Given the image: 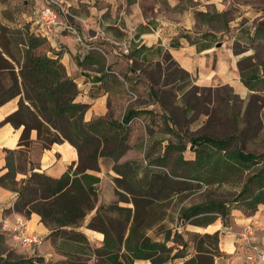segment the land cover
I'll use <instances>...</instances> for the list:
<instances>
[{"label": "trees", "instance_id": "trees-1", "mask_svg": "<svg viewBox=\"0 0 264 264\" xmlns=\"http://www.w3.org/2000/svg\"><path fill=\"white\" fill-rule=\"evenodd\" d=\"M194 15L208 28L213 23L226 24V12L198 11ZM3 18L7 19L5 14ZM8 31L0 23V32ZM250 37L264 41V21ZM45 42L31 31L0 34V107L19 98L17 110L3 123L15 129L23 127L18 149L4 152L7 172L0 177V187L17 195L13 211L25 218L32 213L40 217L50 231L46 240L61 256L60 264H214L215 258L222 256L220 233L201 234L187 227L205 229L218 219L227 227L232 211L249 217L264 207V153L256 155L245 153L241 147L233 148L235 135L221 139L202 135L191 137L187 143H168L161 158L145 168L138 162L119 166L118 160L129 148L131 122L138 113L127 111L119 121L100 117L85 122L87 106L75 102L77 86L66 76L58 58L40 51ZM245 62L250 59L244 58L238 64L241 82L252 91L264 87V72L252 63L244 68ZM32 130L37 132L43 149L64 141L73 146L78 154L76 168L70 166L58 179L34 172V164L28 160ZM186 151L191 156L184 157ZM173 155L176 160L163 172ZM100 158L119 166L114 169L119 178L113 182L125 188L115 187V203L98 204L100 179L92 173L99 172ZM17 174H25L26 178L17 181ZM244 175L247 177L238 183L240 189L231 199L213 196V190L237 184ZM197 194L201 200L179 208L175 219L168 214L175 198ZM119 203L132 207H120ZM92 213L87 228L103 235L100 246L91 245L80 231ZM170 223L175 225L168 227ZM4 234H0L1 240ZM11 264L44 261L39 256L21 257Z\"/></svg>", "mask_w": 264, "mask_h": 264}, {"label": "crops", "instance_id": "crops-1", "mask_svg": "<svg viewBox=\"0 0 264 264\" xmlns=\"http://www.w3.org/2000/svg\"><path fill=\"white\" fill-rule=\"evenodd\" d=\"M11 1L15 3L17 0ZM22 1L25 5H30L31 8V15L28 17L29 23L34 17L33 7L25 0ZM143 1L66 0L69 5L68 21L77 36L55 34L51 39L45 40V44L40 49L47 56L58 58L64 67L66 76L76 84L78 94L75 102L87 106L84 113L85 122L100 117L119 121L127 111L138 113L130 125L132 134L127 151L132 149L133 143H141L146 137H149L142 132L144 138L141 139L139 125L143 126L145 120L150 123L149 127L155 119L156 125L160 124V127H166V124L169 123L166 106L170 108V104L165 99L167 94L165 90L169 86V77H166L167 73H165L167 71L165 58L168 56L174 61L179 71L189 77H194L196 85L200 88L215 89L228 86L233 90V95L238 96L239 99L247 97L248 100L252 96H264V87H258L257 90L252 91L241 82L238 64L242 59L250 58V48L247 50L249 51L248 55L236 54L232 52L229 42L226 41L229 37L224 38V42L214 41L213 36H217L212 32H207L211 36L200 38L196 43H189L178 34L180 30H185L187 34L191 33L189 31L196 23L193 12L183 11L184 16L188 18L186 22L171 20L167 14H164V17H159L161 12L157 9L161 6V2L168 8L174 9L179 0H161L160 3V0H148L154 2L153 12L156 15L146 17L142 10ZM200 3L204 8L194 9L195 12H208L209 8H214L213 10L216 12L222 13L224 7L223 0H203ZM250 36L252 34H249ZM235 37L232 35L230 38L235 40ZM78 38H82L83 43H80ZM173 40L176 41L173 42ZM176 42L178 45L172 47V44ZM259 43L264 44V41H259ZM244 52L242 51V53ZM135 92H137L140 101L146 97L150 103H132L133 100H137ZM18 101L19 98H15L0 107V177L7 172L4 152L5 150L18 149L23 131V127L15 129L9 123H3L7 116L17 110ZM114 112L118 114L115 115ZM170 127L168 126L167 131L162 128V133L167 137L171 134L172 128ZM156 131L158 132V130ZM154 134L155 131L150 133L152 136ZM30 141L28 160L34 164L32 167L34 172L58 179L70 166L73 169L76 168L78 154L68 142L54 143L47 149H43L37 141L35 130L30 132ZM168 143V141H157L158 147L162 148L161 151ZM153 144L155 143L152 141L144 142L141 147L144 145L150 147ZM98 165L99 172L92 173L100 179L98 191L102 192L103 187L107 184L108 175L112 178L110 194L116 196L113 180L119 176L112 169L114 162L100 158ZM28 171L31 172L29 166ZM25 178V174L16 176L17 181ZM16 198L15 192L0 187L1 235L14 222L15 216L20 215L13 211ZM98 204H105V202ZM93 215L94 213L87 219L90 220ZM27 220L29 232L39 234L44 238V241L36 253L32 254L24 250V255L28 258L35 255L41 256L45 259L44 264L51 257L61 259V256L46 240L50 231L40 222V217L32 213ZM250 221L264 224L263 206L249 217L240 211H232L227 227H223L221 221H218L217 225L216 221L205 229L196 228L198 231H207L213 227L212 233H220L219 250L222 256L215 258L214 264H245L242 256L235 250L234 235ZM226 229L230 230L231 234L225 233ZM84 234L91 245L100 246L102 244L103 235L101 233L87 230ZM5 237H2L0 241V246L3 247L0 257L12 261L8 262L11 264L18 260V256L17 259H12L9 256L10 251L6 248L9 241ZM253 239L264 251V231L258 232ZM16 255H20V253L16 251ZM136 264L150 263L137 261ZM176 264H181V262Z\"/></svg>", "mask_w": 264, "mask_h": 264}, {"label": "rangeland", "instance_id": "rangeland-1", "mask_svg": "<svg viewBox=\"0 0 264 264\" xmlns=\"http://www.w3.org/2000/svg\"><path fill=\"white\" fill-rule=\"evenodd\" d=\"M202 1L203 0H179L178 5L174 9H170L165 4L163 5L160 0L159 3L161 2V6L157 10L161 12L159 13V17H164V14H167L171 20L186 22L188 18L184 16L183 11H190L193 12V14L196 13L194 9L200 7L204 8L203 4L200 3ZM223 4L224 7L222 8V12H226V24L222 22L219 24L213 23L212 26L208 28L196 19L195 26L189 31L191 32L190 34L185 33V30H180L178 36H187L185 40L189 41V43L198 42L200 38H202V35L207 32L216 34L217 37L213 36L214 41L224 42V38L229 37L226 41L229 42L233 50L232 52L239 54L242 51H246L241 54L248 55L249 51H251L249 58L250 62H245L243 64L244 68L252 63L258 66L260 72H264V44L256 42L249 37V34H252L255 28L261 26V21H264V0H223ZM153 6V1H143L142 10L146 17L156 15V13L153 12ZM213 9L214 8H209L208 12H212ZM30 10V5H25L22 0H17L15 3H12V1L10 2V0L5 4L0 3V23L10 28L8 32H0V34H11L13 32L30 34L28 23V17L31 15ZM4 14L7 19L3 18ZM8 20H12V22ZM232 35L236 36L235 40L230 38ZM175 41L176 40H173V42ZM2 42H4V39ZM249 48L250 50L247 51ZM165 63H167V71L165 72L167 73L166 77H169V86L165 90L167 92L168 103L170 104V108L166 106V115H168L169 123H167L168 125L166 124V127H160V124L156 125L155 119L151 127H149L150 123H147L146 120L143 126L140 124L141 139L144 138L143 133H146V136L149 135V137H146L141 143H133L132 149L127 151L124 156L118 160L117 163L119 166L127 162H138L142 168H145L148 164H154L161 158L162 148L158 147V140L182 144L187 143L191 137L202 135H209L220 139L235 135L237 139L233 143V148L241 147L245 153H253L256 155L264 153V96H252L253 98L251 97V99L247 100V97L246 99H239L238 96L236 97L233 95V90L228 86L215 89L200 88L196 85L195 78L192 76L189 77L187 74L179 71L174 61L169 56L165 58ZM135 93L137 95V100H133L132 103H150L149 99L146 97L142 98L140 101L137 92ZM114 114L117 115L118 113L114 112ZM168 126H171V130L174 132H172L169 137L162 133V128L167 131ZM154 127H156V129H154ZM156 130H158V132ZM154 131L155 134L153 136L150 135V133ZM177 134L179 135L177 136ZM137 139L136 137V140ZM151 141L155 144L150 147H148V145L141 147L144 142ZM183 156L188 157L191 156V154L186 151ZM175 160L176 155L171 156L166 165L167 169L163 168V172L168 171ZM117 163L115 162V164ZM117 166L118 165L112 167L113 171ZM246 177L247 175H244L237 184L228 183L213 190V196L220 200L231 199L240 189L238 183L242 184ZM111 180V176L107 175V184L103 187L102 192H100V190L98 191V203L105 202V204H110L118 200V196L110 194ZM113 183L115 187L120 190L125 188V186L119 182ZM108 187L109 190H107ZM200 200L201 197L198 194L187 197L186 199L185 197L175 198L168 207V214L175 219L179 208L189 207L198 203ZM118 205L120 207H132L124 203H119ZM218 221L220 220H217V225ZM88 222L89 220L86 219L80 229L83 233L89 230L87 228ZM174 225L175 224L170 223L168 227ZM187 230L201 234H212L214 228L211 227L207 231H198L196 228L188 226ZM5 239L9 241L6 248L10 251L9 256L12 259H17V256L18 258H28L24 255V250L9 236L7 238L5 237ZM49 243L51 246V242ZM2 249L3 247L0 246V252ZM16 251H18L20 255H16ZM9 256H7V258H9ZM40 258L43 257L40 256ZM44 260L43 258V261ZM8 262L12 261L0 257V264H7ZM45 264H60V259L51 257Z\"/></svg>", "mask_w": 264, "mask_h": 264}, {"label": "built area", "instance_id": "built-area-1", "mask_svg": "<svg viewBox=\"0 0 264 264\" xmlns=\"http://www.w3.org/2000/svg\"><path fill=\"white\" fill-rule=\"evenodd\" d=\"M25 1L33 7L34 17L29 22L31 32L44 40L51 39L55 34L77 36L68 21L69 5L66 0ZM78 41L82 43L80 38ZM262 231H264V224H260L258 221H250L234 235L235 250L242 256L245 264H264V251L253 239L258 232ZM6 232L20 248L32 254L37 252L44 241V238L39 234L29 232L28 220L22 215L15 216L14 222L8 226ZM225 233L230 234L229 231H225Z\"/></svg>", "mask_w": 264, "mask_h": 264}]
</instances>
